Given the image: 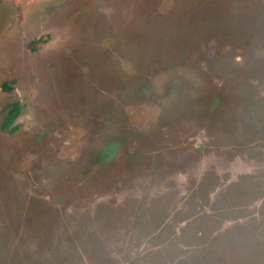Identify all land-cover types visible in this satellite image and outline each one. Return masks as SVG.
I'll return each instance as SVG.
<instances>
[{"label": "rangeland", "instance_id": "obj_1", "mask_svg": "<svg viewBox=\"0 0 264 264\" xmlns=\"http://www.w3.org/2000/svg\"><path fill=\"white\" fill-rule=\"evenodd\" d=\"M0 264H264V0H0Z\"/></svg>", "mask_w": 264, "mask_h": 264}, {"label": "trees", "instance_id": "obj_2", "mask_svg": "<svg viewBox=\"0 0 264 264\" xmlns=\"http://www.w3.org/2000/svg\"><path fill=\"white\" fill-rule=\"evenodd\" d=\"M3 86L5 87V85H3ZM18 113H19L18 105L13 104L12 109H10V111L7 113V115H6L5 119H4L6 122H8L6 127L10 126L14 122V120L17 117ZM15 128H16V125H12L11 126V130H15Z\"/></svg>", "mask_w": 264, "mask_h": 264}]
</instances>
